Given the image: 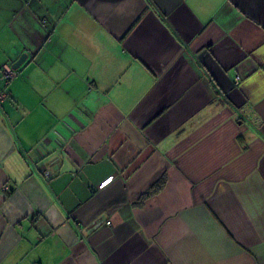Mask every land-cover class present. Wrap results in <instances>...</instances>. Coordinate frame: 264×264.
Wrapping results in <instances>:
<instances>
[{"label": "crops", "instance_id": "obj_1", "mask_svg": "<svg viewBox=\"0 0 264 264\" xmlns=\"http://www.w3.org/2000/svg\"><path fill=\"white\" fill-rule=\"evenodd\" d=\"M21 53L0 264H264V0H0Z\"/></svg>", "mask_w": 264, "mask_h": 264}, {"label": "built area", "instance_id": "obj_2", "mask_svg": "<svg viewBox=\"0 0 264 264\" xmlns=\"http://www.w3.org/2000/svg\"><path fill=\"white\" fill-rule=\"evenodd\" d=\"M1 77H2V80H3V83L5 85H8L9 82L11 80H13L16 75H17V72H16V69H13L11 67V64L10 63H4L2 66H1ZM236 81L239 80V77L236 76ZM7 97V93L4 91V90H0V103ZM4 189H7V187L5 186ZM103 224H106V225H109L110 224V221L108 219H106L104 216H101L99 218H97L96 220H94L93 222H91V224L88 226V229H95Z\"/></svg>", "mask_w": 264, "mask_h": 264}, {"label": "water", "instance_id": "obj_3", "mask_svg": "<svg viewBox=\"0 0 264 264\" xmlns=\"http://www.w3.org/2000/svg\"><path fill=\"white\" fill-rule=\"evenodd\" d=\"M26 57H27L26 53H21L19 57L11 64V67L13 69H17L23 63Z\"/></svg>", "mask_w": 264, "mask_h": 264}, {"label": "trees", "instance_id": "obj_4", "mask_svg": "<svg viewBox=\"0 0 264 264\" xmlns=\"http://www.w3.org/2000/svg\"><path fill=\"white\" fill-rule=\"evenodd\" d=\"M45 22H46V21L44 20V23H45ZM16 72H17V69H16ZM4 86H7V85L4 84ZM4 100H5V99H4ZM4 100H3V101H4ZM3 101H2V102H3ZM159 183H161V182H159ZM155 186H156V185H155ZM154 190L156 191L157 188L155 187V189H153V191H154ZM145 194L147 195L148 193H145Z\"/></svg>", "mask_w": 264, "mask_h": 264}]
</instances>
